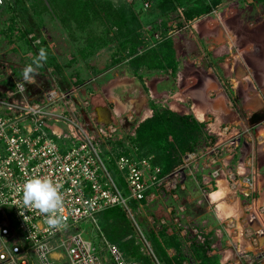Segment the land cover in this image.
Here are the masks:
<instances>
[{
    "label": "rangeland",
    "instance_id": "1",
    "mask_svg": "<svg viewBox=\"0 0 264 264\" xmlns=\"http://www.w3.org/2000/svg\"><path fill=\"white\" fill-rule=\"evenodd\" d=\"M35 1L25 0L21 5L16 0H4V5L0 8V72H4V74L0 73V78H8L6 72L12 69L13 75L22 79L23 70L21 71L20 68L33 64V60L39 54L36 46L41 39H46L56 62L62 67L63 76H76L80 82L90 81L82 92L83 97L87 96L88 90H93L91 100L95 98L93 102L105 104L104 106L114 113V104L109 98L111 97L116 109L119 103L122 104L121 108L127 107L124 113L122 111L116 113L121 112L123 116L132 115L133 121L141 117L147 119L148 115H152L151 104L167 106L180 114H191L194 102L206 101L209 93L211 103L216 109L213 111L215 118L211 116L212 118L207 119L208 127L213 133L208 134L209 129H205L206 136L200 138L196 150L192 152L196 153L194 159L199 165L204 164V168L207 167L210 171L215 167L220 171L222 167L226 169L228 165L223 164L221 158L227 153L221 145L232 143V138H238L234 150L231 151L234 156L231 164L236 165L243 149L248 156L245 163L248 169L243 173L245 180H241L234 169L224 170L225 175L219 172L207 183L208 198L215 202L212 195L221 185L225 186L226 192L240 194L243 201L264 198V0H224L211 14L196 18L199 21L198 30L192 26L194 20L184 19L180 4L168 17H164L154 8L157 0H101L116 7L128 5L133 10L139 22L136 33L142 43L140 52L156 47L162 39L172 41L175 58L178 61L176 77H173L169 70L141 68L138 73L143 75L142 78L132 74V68L128 65L130 59L128 50L121 46L122 37L116 36L115 28L109 26L105 28L99 20L94 21L92 24L97 25V33L92 36L98 38L103 36L108 42L101 48L93 49L85 40L87 37L85 31H69L51 9L37 8V11L33 9L32 2ZM185 1L179 0L180 3ZM146 4L148 6H145ZM155 22L157 28L154 30L157 31L158 37L151 30H144L145 26ZM30 28L33 29L28 31ZM107 28L109 32L105 36ZM24 30L28 32L22 34ZM91 43L97 42L92 40ZM205 51L210 54L205 55ZM46 62H42L43 66L37 68L39 75L36 77V83L39 81L50 84L52 80L61 79L62 75L57 74L54 67ZM205 64L210 66L206 68ZM213 66H217L218 71ZM29 87L32 91L38 88L33 84ZM131 99L137 102L134 104ZM224 101L235 114L234 119L229 113L223 115ZM146 108L151 112L149 113ZM197 114L203 119L202 109L199 108ZM233 128H237L238 134L235 133L221 143L220 138ZM252 148L256 155L254 170L251 169L253 162L250 149ZM261 149L263 155L257 156V151ZM192 153L187 154L192 155ZM187 172H189L188 168L185 169L184 182L181 184L189 186L193 201L188 204L182 197L184 194L181 191H185L186 188H181V184L176 191L177 198L167 203L155 192V196L151 197L152 199L137 215L138 219L147 220L144 226H140L143 235L151 227L157 231L166 224L176 230L167 206L176 209L181 205L191 217L199 218L201 211L196 205L198 201H202V204L210 207L208 210L211 213L216 214L217 211L219 217L225 216V203L221 205L220 201L216 202V205L211 204L203 194L204 185L201 182V175H196L194 178ZM188 175L194 180L192 186L186 184ZM241 192L248 194L243 195ZM229 199L227 198V201ZM236 207L235 199L231 208L236 209ZM154 219L159 220L155 222ZM208 225H212L213 228H209ZM216 227H219L218 223L207 220V246L211 250L218 251L228 245L230 252H235V247L232 248L230 244L231 236L223 235V228L219 230ZM259 232L262 233V230ZM87 236L92 241L98 240V233L95 230L91 229ZM185 237L186 241L194 242L189 232ZM183 249L186 253H191L189 246L185 244ZM246 251L245 256L250 254L249 261L252 264H263L262 251L259 253L256 249L254 254ZM189 256L192 257L191 254ZM237 256L241 259L240 253ZM232 257L233 255L229 257V261Z\"/></svg>",
    "mask_w": 264,
    "mask_h": 264
},
{
    "label": "built area",
    "instance_id": "2",
    "mask_svg": "<svg viewBox=\"0 0 264 264\" xmlns=\"http://www.w3.org/2000/svg\"><path fill=\"white\" fill-rule=\"evenodd\" d=\"M3 5L0 0V8ZM156 28L155 22L144 30L158 37ZM6 76L0 78V264H143L107 240L99 224L101 213L121 206L140 250L153 256L137 221L151 197L157 192L165 203L176 199L187 168L194 178L201 175L207 196V183L220 172L215 167L207 174L198 164L191 166L196 153H186L180 164L162 175V168L152 163L153 155L133 143L145 117L133 121L132 115L114 112L110 122H100L91 103L94 91L82 96L90 81L66 75L50 84L38 81L32 91L31 84L18 86L22 79L12 69ZM35 176H49L62 186L59 228H50L38 210L22 205L19 186ZM119 180L124 187H119ZM167 211L182 244L191 245L185 237L188 232L196 244L207 242L205 219L188 217L181 205L167 206ZM166 227L171 233L173 227ZM91 229L98 233L97 241L87 236Z\"/></svg>",
    "mask_w": 264,
    "mask_h": 264
},
{
    "label": "trees",
    "instance_id": "3",
    "mask_svg": "<svg viewBox=\"0 0 264 264\" xmlns=\"http://www.w3.org/2000/svg\"><path fill=\"white\" fill-rule=\"evenodd\" d=\"M223 1L186 0L184 3H180L179 0H157L154 3V8L160 15L168 17L180 4L183 8L184 19L192 21L195 18L211 14ZM16 2L22 5L25 0H16ZM23 7L25 8V6ZM32 8L35 10L37 8L41 10L51 9L69 31H85L87 33L85 40L93 49L101 48L108 42L103 36L99 38L92 36V34L97 33V25L92 23L99 20L105 28L107 26L115 28L116 36L122 37L121 46L128 50L130 57L128 65L132 68L133 75L142 78L143 75L138 71L145 68L169 70L171 75L176 77L178 61L175 58L172 41L162 39L156 47L140 52L139 48L142 43L136 33L139 22L128 5L116 7L101 0H36L32 2ZM32 29L30 28L28 31ZM10 30H12V26H10ZM28 31L24 30L22 34H26ZM108 32L109 28L105 30L104 35L107 36ZM92 40L97 43L92 44ZM41 48L46 49V63L52 65L57 74H61V78H63L62 67L56 62L46 39H41L36 46L38 53ZM207 54L210 53L205 51V55ZM211 60L215 61V59ZM209 66L205 64L206 68ZM213 67L218 71L217 66ZM23 69L24 67L20 68L21 71ZM94 99L91 101L95 109L105 105L96 101L93 102ZM150 108L152 115L139 123L133 143L139 150H143L144 154H152V163L159 165L162 168V175H166L181 163L182 157L186 153H192L196 150L200 138L206 136V122L198 121L192 113L180 114L167 106L151 104ZM118 185L124 187L121 180H119ZM129 204L132 208L136 207L133 200H129ZM158 220L154 219L155 222ZM137 221L139 226H144L147 223L145 218H137ZM99 224L109 242L116 244L128 257L140 260L143 264H155V260L159 264H182V261L187 257L182 253L181 239L178 233L175 230L168 233L166 226H162L157 231L154 227L146 230L144 235L150 242L153 256L142 252L140 250L141 243L136 238L134 227L119 205L106 208L99 217ZM169 248L175 250L173 256L168 254L167 249ZM190 250L192 257L199 261V264H219L218 254L206 255V251H211L207 242L203 245L192 242Z\"/></svg>",
    "mask_w": 264,
    "mask_h": 264
},
{
    "label": "crops",
    "instance_id": "4",
    "mask_svg": "<svg viewBox=\"0 0 264 264\" xmlns=\"http://www.w3.org/2000/svg\"><path fill=\"white\" fill-rule=\"evenodd\" d=\"M193 20H194V22H193L192 26L195 27V29H197L199 21H197L198 19H196V18ZM199 20H201V19H199ZM155 91H156V89H155ZM150 92H151V90H150ZM109 98L111 99V101H113V104H114L113 110H115L116 109L115 102H114L113 98H111V97H109ZM118 100H119V98H118ZM211 100L212 99L209 98V93H208L206 101H201V100L195 101L193 106L191 107V111H192L191 113L195 116V118L198 121L206 122L205 129H209L210 133L211 132L213 133V131H211L210 128L208 127L209 122H207V119L212 118L211 116H213L215 118L213 111L216 109H215L214 105L211 103ZM131 101L134 104L137 102L134 99H131ZM226 103H227L226 101H224L222 103L223 105H225V107H224L225 112L223 111L222 113H224L223 115L229 113L232 115V117L234 119L235 114L231 111L230 107ZM117 106L118 107L114 112L122 111L124 113L125 110L127 109V107H126V109L121 108V106H122L121 103H119ZM198 107L200 108V110L202 109V111H203V114H202L203 119L200 118L197 114L198 110H199ZM146 110L149 113L151 112L150 109H148V108H146ZM117 113H121V112H117ZM236 114H238V113H236ZM238 115H237V117H238ZM236 131H238L237 128H233L230 131H227L225 134L222 133V134H224V137L220 138L221 143L224 140L226 141L229 137L233 136L236 133ZM215 134H216V132H214V135ZM237 134H238V132L236 133V135ZM232 140H233L232 143H225L224 145H221V147L224 146V152L227 153L225 155V157L221 158V161L223 164L226 163V166L228 165V167H226V169H225V167L224 168L222 167L220 174L225 175L224 170H230L231 171L234 169L235 174H237L239 177H241L242 178L241 180H245V177H243L244 176L243 173L245 171H247V169H248V167L245 166V163L248 160L247 159L248 156H247V153L245 152V150L242 149L241 150V156L239 157L236 165L231 164L232 163L231 159L234 157L233 154L231 153V151L234 150L233 147H234V144L236 142H238L237 141L238 138H232ZM250 150L252 151V162H253V163H251V169L254 170L255 169L254 158H256V155H255L254 148H252ZM262 151H263L262 149L260 151L258 150L257 156L263 155ZM205 153L207 154V152H205ZM195 164H198V161H196L194 159V161L191 162L190 165L194 166ZM203 165L204 164L199 165V166H202L204 171L209 172L210 170L207 169V167L204 168L205 165L204 166ZM189 173H190V171L187 172V174H189ZM187 177L188 178H187L186 184L189 183L190 186H192L193 182H194L192 176L188 175ZM238 182H239V180H238ZM184 186H185V184L181 186V188H186L185 191H183V192L181 191V193L184 194L182 197H184L186 199L187 203L189 204V203H191L190 201H193L194 198L191 194L189 186H187V187L186 186L184 187ZM241 189H243V188H241ZM241 193L243 195L248 194L245 192H241ZM207 198H208V196H207ZM227 198H230V199L227 201ZM259 198L255 199V200L252 199L251 201H243L242 200L243 198L240 194L237 195L236 192H229V191H227L225 193L224 197H222L221 199H219V200L214 199L215 202H212L208 198V201L211 204L216 205V202H220V201H221V205L225 203L226 209H225V216L224 217H219L217 215L216 206H214L216 214H213L210 212V210H208V208H210V207H208V205L202 204L200 201L198 202V205H196V206L199 207L200 211H201V213L199 214L200 215L199 218L205 219L206 221L207 220L213 221V223L214 222L218 223L219 227H216V228H219V230H221L223 228V230H224L223 235H225L227 237L231 236L232 241H230V244H231L232 248L235 247V249H236L235 252L234 251L230 252V249L228 248V245H227L226 248H221L218 251H216L215 249H213L211 251H206V255L218 254L219 264H252V262L249 261V255L250 254L245 256V251L248 250L251 252V254H254V251L257 249L259 251V253L262 251V255H263L262 262L264 264V198L263 199H259ZM235 199L237 201V207H236V209H232L231 205L233 204ZM220 211H222V210H220ZM185 212H186V215L188 217H191L190 213H188L187 210H185ZM169 215L171 216V213ZM208 226H209V228L210 227L213 228L212 225H208ZM234 230H235V232H234ZM260 230H262V233L261 232L258 233V231H260ZM233 232L235 233L234 235H233ZM181 248H182L183 255L187 256L182 261V264H199V261H197L193 257L189 256V254H191V253H189V254L186 253V251L183 249L184 244H182V243H181ZM189 248H190V246H189ZM238 249L241 251H239ZM167 252L170 256H173L175 254V250L173 248L167 249ZM238 252L241 255V259H238V256H237V254H239ZM246 253H247V251H246ZM231 255H233V257H232L231 261H229L230 260L229 257Z\"/></svg>",
    "mask_w": 264,
    "mask_h": 264
},
{
    "label": "clouds",
    "instance_id": "5",
    "mask_svg": "<svg viewBox=\"0 0 264 264\" xmlns=\"http://www.w3.org/2000/svg\"><path fill=\"white\" fill-rule=\"evenodd\" d=\"M47 60L46 49L41 48L38 56L33 60V64L25 66L21 76L22 80L19 87L25 84H35L36 77L39 75L37 68L42 67ZM61 184L54 181L49 176H35L27 179L19 186L22 194V205L25 209L38 210L45 217V223L53 229L59 228L62 224V217L57 213L63 208V195L61 193ZM21 216L24 213L20 212ZM26 217H24L25 219Z\"/></svg>",
    "mask_w": 264,
    "mask_h": 264
},
{
    "label": "water",
    "instance_id": "6",
    "mask_svg": "<svg viewBox=\"0 0 264 264\" xmlns=\"http://www.w3.org/2000/svg\"><path fill=\"white\" fill-rule=\"evenodd\" d=\"M96 113L98 115V120L102 123L110 122L111 120V110H109L107 107H99L96 108Z\"/></svg>",
    "mask_w": 264,
    "mask_h": 264
},
{
    "label": "bare ground",
    "instance_id": "7",
    "mask_svg": "<svg viewBox=\"0 0 264 264\" xmlns=\"http://www.w3.org/2000/svg\"><path fill=\"white\" fill-rule=\"evenodd\" d=\"M225 193H226V188H225V186L221 185L220 189L213 194V199H215V200L221 199L222 197H224Z\"/></svg>",
    "mask_w": 264,
    "mask_h": 264
}]
</instances>
